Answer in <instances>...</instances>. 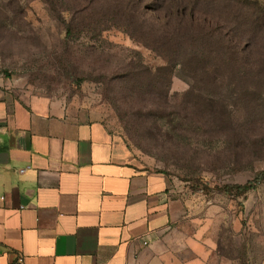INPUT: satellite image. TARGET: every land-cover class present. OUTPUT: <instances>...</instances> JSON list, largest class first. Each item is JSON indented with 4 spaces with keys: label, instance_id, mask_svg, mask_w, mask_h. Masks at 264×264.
Instances as JSON below:
<instances>
[{
    "label": "rangeland",
    "instance_id": "obj_1",
    "mask_svg": "<svg viewBox=\"0 0 264 264\" xmlns=\"http://www.w3.org/2000/svg\"><path fill=\"white\" fill-rule=\"evenodd\" d=\"M182 3L209 18L161 15V35L159 12ZM255 3L0 0V77L86 106L137 166L165 173L187 210L176 230L208 264H264V20L228 18Z\"/></svg>",
    "mask_w": 264,
    "mask_h": 264
},
{
    "label": "crops",
    "instance_id": "obj_2",
    "mask_svg": "<svg viewBox=\"0 0 264 264\" xmlns=\"http://www.w3.org/2000/svg\"><path fill=\"white\" fill-rule=\"evenodd\" d=\"M186 216L86 106L0 77V264H208L176 230Z\"/></svg>",
    "mask_w": 264,
    "mask_h": 264
},
{
    "label": "trees",
    "instance_id": "obj_3",
    "mask_svg": "<svg viewBox=\"0 0 264 264\" xmlns=\"http://www.w3.org/2000/svg\"><path fill=\"white\" fill-rule=\"evenodd\" d=\"M204 3L206 1H203ZM224 4V3H223ZM225 5V4H224ZM188 6L184 5L183 3L179 6H177L176 10H167L164 12H159L158 16L160 18H156L157 23H158V27L159 30L161 31V35H163L164 29L168 28V23L167 24H163V16L165 17L166 20H168V18H175L177 20H182L185 21L184 19L189 20L190 22H193L194 24L196 23V21H200L203 22L204 20H207L208 15L206 14L205 11L202 12H196L192 9V11H188L187 9ZM254 8H252L251 12L247 13L244 12L243 10L238 14H234L231 16H228V18H231L230 22H234L235 23V27H239L241 26V23L245 22L248 24V27H255L258 28V30L261 28V24L262 21L264 20V11L261 10V8L259 7V4L255 3ZM146 15H149V13L147 12ZM163 15V16H161ZM250 15V17H249ZM146 17V16H145ZM199 19V20H198ZM192 23V26L190 27L189 30L195 31L192 33L191 38L195 41L198 40L200 38L203 37V32L204 30L200 29L199 27L194 26V24ZM183 29V28H181ZM202 30V31H200ZM197 32V33H196ZM224 46H226L229 51H230V55L232 56L230 59V63L231 64H238L241 65L243 64L244 59L241 58V53L239 52V49L237 47H235L234 45H231L230 42H224ZM231 64H228L227 66H232ZM254 65V64H253ZM226 66V67H227ZM263 178H264V173L262 174Z\"/></svg>",
    "mask_w": 264,
    "mask_h": 264
},
{
    "label": "built area",
    "instance_id": "obj_4",
    "mask_svg": "<svg viewBox=\"0 0 264 264\" xmlns=\"http://www.w3.org/2000/svg\"><path fill=\"white\" fill-rule=\"evenodd\" d=\"M29 169H30V167L21 169L20 170V173L23 174V173H25ZM146 244L147 243H145V245ZM11 264H27V261H26V258L23 255H19V256H17L16 260L13 263H11Z\"/></svg>",
    "mask_w": 264,
    "mask_h": 264
}]
</instances>
